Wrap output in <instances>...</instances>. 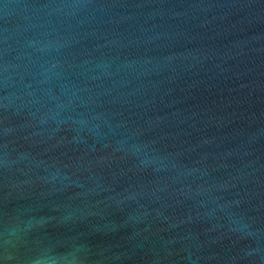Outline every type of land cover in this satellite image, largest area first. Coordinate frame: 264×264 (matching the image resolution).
Instances as JSON below:
<instances>
[{"label":"water","instance_id":"95a60500","mask_svg":"<svg viewBox=\"0 0 264 264\" xmlns=\"http://www.w3.org/2000/svg\"><path fill=\"white\" fill-rule=\"evenodd\" d=\"M0 264H264V0H0Z\"/></svg>","mask_w":264,"mask_h":264}]
</instances>
